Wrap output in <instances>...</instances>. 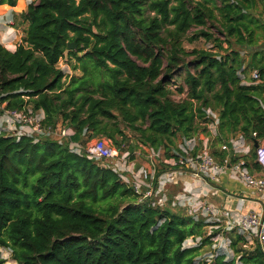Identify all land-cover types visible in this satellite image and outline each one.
<instances>
[{
    "label": "trees",
    "instance_id": "1",
    "mask_svg": "<svg viewBox=\"0 0 264 264\" xmlns=\"http://www.w3.org/2000/svg\"><path fill=\"white\" fill-rule=\"evenodd\" d=\"M253 4L35 0L18 12L27 27L13 51L0 43V101L42 110L44 127L61 119L74 133L61 140L0 134V248L18 264H206L196 259L199 249L222 228L204 236V218L152 206L104 163L70 150L69 142L104 136L121 145L126 127L137 142L169 157L178 135L206 130L213 120L207 109L218 116L211 143L217 160L229 154L222 144L237 133L264 138V86L242 76L244 47L264 56ZM199 38L216 50L183 46L184 39ZM71 42L74 49L67 48ZM63 57L76 58L85 72L90 62L109 78L72 75L64 84ZM249 66L264 72V63ZM238 159L250 172L260 170L254 150L230 155V163ZM226 234L233 254L218 249L209 264H264L256 240L242 248L244 235ZM190 236L200 243L184 245ZM0 264H7L1 249Z\"/></svg>",
    "mask_w": 264,
    "mask_h": 264
},
{
    "label": "built area",
    "instance_id": "2",
    "mask_svg": "<svg viewBox=\"0 0 264 264\" xmlns=\"http://www.w3.org/2000/svg\"><path fill=\"white\" fill-rule=\"evenodd\" d=\"M3 19L6 25L13 23L11 20ZM245 83L264 86V72L257 68L253 69L250 73V82L245 80ZM0 110L2 111L0 134L16 137L29 135L36 140L49 136L61 140L70 138L74 133L71 127L63 126L61 123H56L54 127H44L43 111H35L31 106L7 108L6 101H0ZM206 113L213 118L207 124L208 130L196 132L188 137L181 136L175 142V149L169 157L165 156L161 149L140 142H137V147L142 153L135 155V151L121 149L112 139L104 136H94L84 143L70 140L69 149L104 163L116 172L140 199L148 198L152 206L180 208L196 220L202 217L205 220L219 222L218 226L222 227V231L226 233L234 231L244 235L247 240H256L264 252V138H257L255 132L252 133V136L256 137L253 141L241 133L235 134L222 144V148L228 150L229 154L219 161L211 150L214 139H211V136L215 133L213 130L217 127L218 116L211 109H207ZM254 143L257 145L254 146ZM251 150H254L255 161L260 166L257 174L249 171L243 159L230 163L231 154L245 155ZM137 156H142L138 164ZM225 172L258 193L261 202L259 209L241 211V203L234 207H219L205 199V192H195L185 186L169 197V185L177 184L178 179L186 175L206 183H216Z\"/></svg>",
    "mask_w": 264,
    "mask_h": 264
},
{
    "label": "rangeland",
    "instance_id": "3",
    "mask_svg": "<svg viewBox=\"0 0 264 264\" xmlns=\"http://www.w3.org/2000/svg\"><path fill=\"white\" fill-rule=\"evenodd\" d=\"M35 1V0H18L17 2V9L18 11H23L25 10L26 6L28 3ZM5 9L1 8L0 12H3ZM250 12L252 14H254L259 23H261V25H263L262 27H257L256 28V34H258V38H257V46L258 47H264V0H254V4L253 7L250 9ZM153 12L146 10L145 11V15H149L152 14ZM17 19V20H16ZM15 22L13 19V23L10 25H5L6 27L8 26H13L16 29H20L19 33H24L25 32V25H21L23 24V21L21 20V18H16ZM9 28V27H8ZM191 34V32L189 33V35ZM218 35V34H217ZM14 41L16 42V39H14ZM0 42L2 44H4L2 42V40H0ZM6 44V43H5ZM226 44L224 43V46ZM183 46L187 49V50H191L193 48H197V49H209L212 51L216 50V47L213 45V43L211 41L205 40L204 38H199L197 40H194L193 42H189L187 39L183 40ZM234 48H238L240 49V47H236L235 45H233ZM243 48V47H242ZM255 48V46H254ZM253 48V49H254ZM244 50H241V53L243 58H244V66L246 67V73L243 72L242 76L245 78V80L247 82H250V73L253 70L251 66H249V64L253 61L256 64H260V63H264V56L261 57L260 53L255 54L253 56V54L251 53V49L248 48H243ZM79 55H81V53H79ZM68 58V57H67ZM253 58V59H252ZM72 65H75V67L73 68ZM58 66L60 68L63 69L64 73H65V77L63 78L64 80V84H67L70 81V76L75 75L77 77H81L83 75H88L91 77V79L94 82H98L99 80L102 79H108L109 75L107 72H104V75L102 74V72H99L97 69H95L92 64L89 62L87 64V71L85 72V70L81 67V63L74 57H70V59H66V57H63V59H60L58 62ZM171 89H175L174 85H170ZM175 99H179L184 97V94H176L174 93L173 96ZM263 97H264V93H263ZM2 111L0 110V115H1ZM57 123H61L63 126L67 125L61 121V119L57 120ZM124 132L126 134V136L128 137V139H126L124 142L121 143V145L116 144L117 147H120L121 149L124 148H128L130 151H135V155H141L142 151H140V149L137 147V134L134 133L133 131L129 130L126 127H123ZM207 125H206V130L207 131ZM210 131V130H209ZM211 132V131H210ZM55 135V134H54ZM212 135V134H211ZM216 135V133L213 134V136ZM181 136L178 135L177 138L175 139V142H177L179 140ZM215 138V136H214ZM140 152V153H138ZM137 164L139 163V161H141L142 156H137ZM253 173H258V172H254ZM214 183V182H213ZM222 183V182H221ZM187 213V212H186ZM207 221V225L204 227V236L208 235L210 233H212V231L214 229H218V227L222 228L221 226H218L219 222L216 223V221L214 220H206ZM222 231V230H221ZM230 234H226V232L222 231L219 233H216L212 236L211 238V243H206L204 245H202L199 249V255L197 256V261L199 260H204L206 261V264H209V259L212 258V256L217 252L218 249H223L226 250L227 253L229 255L233 254V250L230 248L229 243H230V239H229ZM200 243V238H192L191 236L188 237L185 242L184 245H196ZM253 241L247 240V243H242V244H238V246H242V248H248L250 246L253 245ZM1 249V257L4 259L5 263L7 264H18L15 260H13L10 257V251L6 248H0Z\"/></svg>",
    "mask_w": 264,
    "mask_h": 264
},
{
    "label": "crops",
    "instance_id": "4",
    "mask_svg": "<svg viewBox=\"0 0 264 264\" xmlns=\"http://www.w3.org/2000/svg\"><path fill=\"white\" fill-rule=\"evenodd\" d=\"M16 5L9 6L7 4H0V10L1 8L5 9L3 12H0V40H2L4 44L1 42L0 43L10 51H13L16 48L17 44L24 36V33H19L20 29L18 30L13 26H8L9 28L6 27L3 19L5 18L11 21L14 19L15 22L16 18H20L17 15L20 11H18ZM21 25H25L24 28H26L27 22H23ZM14 39H16V42ZM213 132L216 133L217 129L215 128ZM214 136H211V139H213ZM184 186L187 189H192L195 192H205V199L212 201L219 207H234L238 203H241V211H246L248 209L257 210L261 205L258 193L252 190L250 187L244 185L242 181L232 178L228 172L223 173L216 183H206L205 181L196 179V177L186 175L183 178L178 179L177 184L169 185V197H172L173 194L181 191Z\"/></svg>",
    "mask_w": 264,
    "mask_h": 264
},
{
    "label": "water",
    "instance_id": "5",
    "mask_svg": "<svg viewBox=\"0 0 264 264\" xmlns=\"http://www.w3.org/2000/svg\"><path fill=\"white\" fill-rule=\"evenodd\" d=\"M68 49H74L75 48V44L73 42L69 43L68 46H67ZM230 144V143H228ZM257 144L254 143V146H256Z\"/></svg>",
    "mask_w": 264,
    "mask_h": 264
}]
</instances>
